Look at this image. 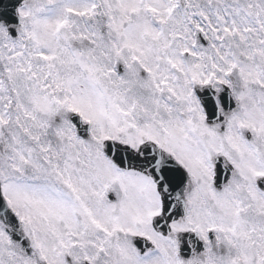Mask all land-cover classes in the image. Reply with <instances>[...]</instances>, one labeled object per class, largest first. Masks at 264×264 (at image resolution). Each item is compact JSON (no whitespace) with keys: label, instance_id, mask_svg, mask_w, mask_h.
Wrapping results in <instances>:
<instances>
[{"label":"snow or ice","instance_id":"obj_1","mask_svg":"<svg viewBox=\"0 0 264 264\" xmlns=\"http://www.w3.org/2000/svg\"><path fill=\"white\" fill-rule=\"evenodd\" d=\"M0 264H264V0H0Z\"/></svg>","mask_w":264,"mask_h":264}]
</instances>
